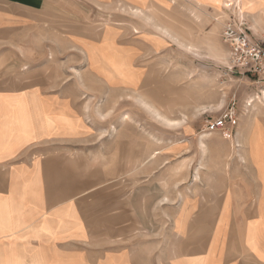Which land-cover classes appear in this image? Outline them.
I'll return each mask as SVG.
<instances>
[{
	"label": "crops",
	"instance_id": "obj_1",
	"mask_svg": "<svg viewBox=\"0 0 264 264\" xmlns=\"http://www.w3.org/2000/svg\"><path fill=\"white\" fill-rule=\"evenodd\" d=\"M254 1L248 2L255 10L247 14L249 27L264 38V0ZM117 2L134 8L162 4L0 0V264H264V148L251 140L264 137V109L256 128L241 108L232 132L233 158L200 161V182L158 197L168 221L151 238L121 241L133 231L122 206L120 217H105L104 226H98L96 177L88 176L82 185L80 154L75 153L85 128L79 102L85 75L79 66L71 69L74 74L63 63L54 65L48 57L53 52L39 40H73L72 51L84 56L110 92L140 87L145 72L136 58L141 49L116 50L131 56L140 82L113 84L93 57L96 47H113V32L104 30L98 40L94 25L78 19L81 7ZM185 2L193 7V1ZM168 3L175 6L174 0ZM199 6L204 15L214 8L209 0ZM66 11L76 17L66 18ZM52 23L57 24L51 32ZM144 212V206L138 207L137 214Z\"/></svg>",
	"mask_w": 264,
	"mask_h": 264
},
{
	"label": "rangeland",
	"instance_id": "obj_2",
	"mask_svg": "<svg viewBox=\"0 0 264 264\" xmlns=\"http://www.w3.org/2000/svg\"><path fill=\"white\" fill-rule=\"evenodd\" d=\"M191 1L193 7L185 0H174L175 6L170 7L168 0H162L161 7L156 8L145 4L134 8L119 2L80 8L78 19L88 22L85 25H94L98 40L104 30L114 34L113 47L101 45L93 55L99 64L98 71L110 82H140L131 56L116 50L128 46L141 49L136 64L145 76L142 85L133 90L119 88L110 92L94 77L84 56L80 58L72 51L73 40L63 44L55 39L39 40V45L53 52L48 57L54 65L63 63L66 72L79 66L80 74L85 75L80 80L85 94L79 98L85 128L79 151H75L80 154L77 157L82 185L88 176L96 177L98 226H104L105 217H120L121 208H127L129 228L133 231L123 242L151 238L153 231L168 221L158 197L200 182V161L233 158L236 144L232 132L239 119L235 127L228 126L229 138L221 133L210 136L206 131L208 121L222 117L234 104L238 118L244 111L253 126H260L258 114L264 105L257 100L249 107L247 102L262 95L264 75H245L227 67L230 49L223 42V28L234 17L226 6H217L211 0L214 8H205L206 16L200 10L201 0ZM243 2L239 14L248 23L247 14L255 10L248 5L249 0ZM65 15L70 19L76 17L67 11ZM56 24H49V31ZM250 31L252 40H264L255 34V27L250 26ZM153 90L159 102L149 96ZM143 100L157 108V112ZM190 131L192 135H188ZM251 140L256 148H264L263 136L255 135ZM143 206L145 212L137 214L138 207Z\"/></svg>",
	"mask_w": 264,
	"mask_h": 264
},
{
	"label": "built area",
	"instance_id": "obj_3",
	"mask_svg": "<svg viewBox=\"0 0 264 264\" xmlns=\"http://www.w3.org/2000/svg\"><path fill=\"white\" fill-rule=\"evenodd\" d=\"M238 0H228L225 7L234 17L223 28V42L229 46L228 69L232 72L243 71L245 75H264V40L254 41L250 37V27L246 18H240ZM238 18V19H237ZM238 114L232 104L222 117L208 121L206 131L210 134L221 133L229 137L230 127L238 124Z\"/></svg>",
	"mask_w": 264,
	"mask_h": 264
},
{
	"label": "bare ground",
	"instance_id": "obj_4",
	"mask_svg": "<svg viewBox=\"0 0 264 264\" xmlns=\"http://www.w3.org/2000/svg\"><path fill=\"white\" fill-rule=\"evenodd\" d=\"M213 2H215L217 4V6H227L228 4V0H211ZM238 7H239V10L244 6V2L243 0H238ZM264 16V15H263ZM153 95V96H152ZM155 90H153V93H150L149 96L154 99V102H159V98L155 95ZM144 97V96H143ZM258 100V102L262 105H264V90H262V95H258V97L256 99H250L247 104L249 107H252L254 106V103ZM144 101V100H143ZM145 105H147L146 101H144ZM155 104V103H154ZM153 104V105H154ZM221 104V103H220ZM154 113L157 112V108L155 107H152L151 105H147ZM155 106V105H154ZM216 106V105H215ZM222 106V105H221ZM206 108V107H205ZM164 117V116H163ZM164 120V119H163ZM171 123V121H170ZM175 124V123H173ZM225 138H229V137H225ZM201 145L203 146V148H206V144L204 141L201 142ZM156 155V154H155Z\"/></svg>",
	"mask_w": 264,
	"mask_h": 264
}]
</instances>
